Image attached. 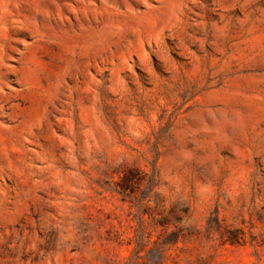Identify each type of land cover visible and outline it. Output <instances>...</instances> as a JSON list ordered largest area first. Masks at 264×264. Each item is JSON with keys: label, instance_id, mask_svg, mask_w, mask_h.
<instances>
[{"label": "rangeland", "instance_id": "1", "mask_svg": "<svg viewBox=\"0 0 264 264\" xmlns=\"http://www.w3.org/2000/svg\"><path fill=\"white\" fill-rule=\"evenodd\" d=\"M0 264H264V0H0Z\"/></svg>", "mask_w": 264, "mask_h": 264}]
</instances>
